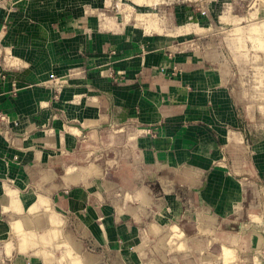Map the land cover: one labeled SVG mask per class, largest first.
<instances>
[{
	"label": "crops",
	"instance_id": "1",
	"mask_svg": "<svg viewBox=\"0 0 264 264\" xmlns=\"http://www.w3.org/2000/svg\"><path fill=\"white\" fill-rule=\"evenodd\" d=\"M192 26L197 40L177 46L164 27L71 2L0 0V264H73L34 244L53 230L78 264H159V242L185 226L234 223L259 251L264 31L222 53L220 26ZM30 228L47 232L19 234Z\"/></svg>",
	"mask_w": 264,
	"mask_h": 264
},
{
	"label": "rangeland",
	"instance_id": "2",
	"mask_svg": "<svg viewBox=\"0 0 264 264\" xmlns=\"http://www.w3.org/2000/svg\"><path fill=\"white\" fill-rule=\"evenodd\" d=\"M60 1L63 5L71 2L75 9L87 13L90 19L91 17L99 19L100 16H109L119 24H135L137 27H149L150 25L152 29L156 30L159 27H164V30H167L165 35L177 46L183 42H191L193 38L197 40L199 34L193 32V22L199 20L200 24L204 25L206 21L211 19L214 25L221 27L219 28L221 30L210 33L215 39L214 43L212 42L215 47L211 46L210 48H217L222 53L231 46L229 44L233 39H237L235 41L237 43L241 42L238 45L234 44L237 52H245L251 47L250 42L255 40V36L259 37L255 34L254 28L262 27L264 31V0H210V2L207 0ZM208 6L213 7L211 10L212 17L207 13ZM218 13L224 15L222 21L219 22H217L219 18L216 16ZM231 15H238L242 18L239 20L240 18L237 16ZM234 25L242 27L241 31L243 30V32L232 33L230 29ZM202 38V42L206 44L208 37ZM251 182H253V187L257 189V183ZM50 218L52 221H56L54 216L50 215ZM216 228L215 230L200 227L198 232L196 229L185 226V231L183 230L179 235L175 232H169L170 235L166 236L165 242L160 241L157 245L159 250L163 251L162 256L158 259L159 264H264V243L257 252L246 246V243H241V237L234 240L239 231L236 224L227 226L221 224L217 225ZM44 232H47L44 228H30L21 231L19 234L23 235L22 237L28 236V239H35ZM50 233L53 234L52 238L55 241L42 239L40 243H37L33 240L34 244L40 245L45 254L51 258L59 259L62 263L71 261L73 264H78L80 258L74 251V243H64L58 230H53ZM44 237L48 238L47 235ZM224 248H228L230 251L224 250ZM174 253L177 254V257L173 256ZM104 260L107 264L109 263L107 258ZM89 262L97 264L94 259L89 260Z\"/></svg>",
	"mask_w": 264,
	"mask_h": 264
},
{
	"label": "bare ground",
	"instance_id": "3",
	"mask_svg": "<svg viewBox=\"0 0 264 264\" xmlns=\"http://www.w3.org/2000/svg\"><path fill=\"white\" fill-rule=\"evenodd\" d=\"M45 200V199H44ZM39 202V201H38ZM40 202H41V200H40ZM47 202V201H46ZM226 249H228V248H226ZM225 248H224V250H226ZM229 250V249H228ZM230 251V250H229ZM227 259V258H226ZM230 259V258H229Z\"/></svg>",
	"mask_w": 264,
	"mask_h": 264
}]
</instances>
